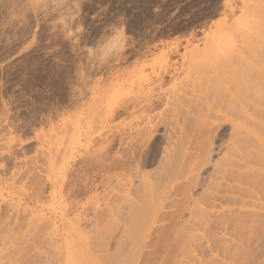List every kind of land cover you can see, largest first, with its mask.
I'll use <instances>...</instances> for the list:
<instances>
[{
    "label": "rangeland",
    "instance_id": "obj_1",
    "mask_svg": "<svg viewBox=\"0 0 264 264\" xmlns=\"http://www.w3.org/2000/svg\"><path fill=\"white\" fill-rule=\"evenodd\" d=\"M261 1L264 2V0H0V262H4L5 259L7 263V258L11 254L6 252H13L14 248L11 247H14L12 244L16 241L18 245L24 244V247L28 245L26 250L30 246V251L26 252L33 253L29 257L49 251L48 241L45 245L47 250L43 249L44 244H40L46 242L49 237L54 240H50L54 244H50L49 249L53 247L56 249L52 250V254L50 251V255L48 254V257L56 256L52 257L54 259V263L50 261L52 264H55L56 258H60L57 264H68L64 257L72 249L82 250V253L79 252L82 261L79 259L78 261L81 263L87 261L86 264H112L113 257L117 260L114 261L115 264L172 263H169L171 259L168 261L170 257L167 256L181 249L178 245L175 250L174 240H178L179 235L182 236V227L189 224L184 220L189 215V207L184 208L185 211H180L182 206L186 207L189 199L187 196L186 201L182 196H186L187 191L192 196H198L203 192L205 188L203 184L208 183L206 179L209 180L211 174L214 175L212 163L236 153L239 149L233 146V139L237 135H242L235 132L230 121L234 116L230 114L229 120L212 118V125H209V104L225 105V101L210 99L209 93L199 91L194 82L243 81L240 76L245 73L240 71L234 72L235 77L232 75L234 71L232 69L238 68L237 66L243 62L241 56L238 58L240 52L241 55L247 56L249 63L246 64L248 66L245 70L248 73L246 81H264V53L253 55V48L258 45L256 37L259 35L250 37L248 32L250 28L257 26L256 22L264 18L261 10L260 15L263 16L260 17L261 20L257 19L259 13L255 14L261 7L264 9V3ZM261 22L264 24V19ZM257 34H260L259 31ZM262 36L264 39V34ZM261 46L259 45V48ZM244 68L245 65L240 70ZM157 76H162V79L152 90L154 98L157 99L153 109L142 111L134 105H129L128 110L118 108L119 105L132 102L139 90H147L153 86L150 85V81H154ZM245 76L246 74L243 76L244 81ZM221 104L220 106L224 107ZM245 107L247 112H251L252 108L249 109L247 104ZM204 112L206 115L202 114V117L200 114ZM250 122L251 120H247L243 124L249 127ZM250 127L253 130L255 128L253 125ZM140 129L141 131L144 129L147 134ZM260 131L259 137L264 140L262 139L264 134ZM86 132H91L94 140L89 146L84 144ZM250 138L248 137L249 142L245 143L247 146L254 140ZM179 141L185 143L181 147L182 150L179 149L182 144L178 143ZM261 146L264 147L262 144ZM261 146L257 151L260 149L264 151ZM172 148L179 149L174 151L177 154L186 150L185 169L182 167L178 170L180 166L178 161L183 159L179 157L176 160ZM209 148L210 156H207V162L205 161V164L200 165L194 172L197 173L195 184H192L191 189L184 190L190 183L186 184L185 177L177 178L175 181L176 173L183 169L180 175L190 177L192 172H186L188 166L192 165L189 160L192 161L193 155L200 153L201 150L209 151ZM254 148L252 152H257ZM163 149H167L169 153ZM170 152L174 153L171 160ZM262 154L264 155V152ZM245 158L247 157L242 158V162L248 163L250 159ZM170 162L173 163L171 166ZM170 167L178 170L174 176L166 173ZM244 168L243 170L247 169ZM136 171L150 177L149 180L152 183L154 181L153 184L157 187L154 180L156 179L159 183L156 191L170 181L173 186L167 188L169 191L166 189L167 202L165 201V206L160 210L161 219L158 218L149 229L148 236L143 239L144 242L142 240L145 246L140 247L141 252L134 256L135 259H128L126 253L130 247L122 238L124 219L129 210L127 201L123 200L125 194L120 191V187L126 181L122 179L123 177L131 179L133 185H138L140 179H137ZM163 175L165 180L162 178ZM50 181H55L54 189ZM155 185L154 192L158 193L155 191ZM182 191L184 194H180ZM134 192L132 190L127 196L134 198L136 196ZM259 194L258 199L253 195L242 197L247 202L233 212L238 217L243 215L246 218L249 217L248 213L257 211L259 215L264 213V193ZM115 195L118 196V200H115L117 199ZM184 200L186 203L183 205ZM220 205L223 206L222 203ZM113 207L119 208L115 211ZM207 209L212 218L209 227L201 224L200 227L197 224L191 229V226H187L188 230H191L188 231L189 234H192L194 242H197L191 240L193 245L190 244V249L187 247L189 250L186 254L183 249L181 253L186 256L179 255L180 251L176 253L178 256L172 255V258L178 259L175 261L173 258L172 264L177 262L180 264L185 260V264L189 262L195 264L196 261V264H201L200 261L203 259L202 264L203 262L208 264L207 261H211L212 258L230 262L228 261L231 259L230 245L235 244L232 227H235L233 219L236 215L233 212L225 213L220 206L218 208L209 206ZM239 210H243V213ZM216 211L223 217L222 215L219 217ZM110 216L115 217L112 219L115 220L113 225L110 222L112 227L108 226ZM227 217L233 221L228 222L229 219L220 221ZM259 221L262 224L264 222L261 219ZM102 223L108 225L104 226ZM229 223L233 226L228 227ZM98 224L101 228L103 225L108 232L105 235L107 239L104 240V234L101 236L104 244L103 241L92 240L96 238H93L96 236L94 232L101 229L97 226L98 229L95 230ZM257 225L259 223L255 227ZM253 226L249 228L255 230ZM259 227L256 228L258 232L264 229L263 225L261 229ZM247 228L248 226H245L242 230L245 235L249 232H245ZM168 229H171L170 232ZM178 231L181 234H178ZM257 231L253 232L258 234ZM250 232L249 238L253 233L252 230ZM88 234L92 236L91 239ZM84 235L87 236L83 237ZM166 238L168 239L165 240ZM22 239L25 242H21ZM253 239L251 236L252 242L249 243L252 246ZM33 240L42 246L39 247L43 249L40 254H37L40 250L36 249L38 246L35 242L37 247H33L35 246ZM222 240L224 245L229 244L226 246L229 248L228 253L224 251L225 257ZM168 241L171 246L166 243ZM28 242L30 243L27 244ZM209 242H213L214 245ZM180 244L186 248L185 244L188 242L183 238ZM243 245H239V248L241 246L244 248ZM68 246H71L70 249ZM192 246L201 248L194 250ZM236 246L234 249L237 250ZM217 249L220 255L216 253ZM234 249L232 248L231 253ZM200 250H203V253ZM251 250L254 252V249ZM196 251L203 255H198ZM187 252L192 254L190 260ZM193 254L197 256L193 257ZM29 257L28 263L32 260ZM36 258L34 257L35 264L39 261L45 263V258L44 262H41L43 257H39L38 262ZM260 259L263 261L264 255H261L258 261H261ZM262 261L261 264L264 262ZM32 262L29 264H34ZM212 262L213 260L210 263Z\"/></svg>",
    "mask_w": 264,
    "mask_h": 264
},
{
    "label": "bare ground",
    "instance_id": "obj_2",
    "mask_svg": "<svg viewBox=\"0 0 264 264\" xmlns=\"http://www.w3.org/2000/svg\"><path fill=\"white\" fill-rule=\"evenodd\" d=\"M258 2V1H257ZM261 3H262V1H261ZM264 3V2H263ZM262 3V4H263ZM259 4V3H258ZM262 4H260V5H262ZM264 5V4H263ZM258 7H260L259 5H258ZM262 8L263 7H261V9H259V10H257V12L255 13L256 15H257V13H259L258 15H260V14H262V13H264V9L262 10ZM255 9V8H254ZM257 9V8H256ZM255 9V10H256ZM260 10H261V12H260ZM254 12V11H253ZM264 15V14H263ZM262 15H260V16H257L256 18L257 19H259V20H261V18L263 17H261ZM261 17V18H260ZM264 18H262V20H263ZM261 20V21H262ZM261 21H258V22H256L255 24H257V26L258 27H262L263 28V31L261 32V30H262V28H258L256 25L255 26H253L252 28H250L251 30H252V32H251V30H248V32L251 34H249V33H247V35L249 34V36L251 37V36H257V35H259V37L257 36L256 37V43H258V45H253L254 46V48H253V50H254V53H253V55L255 54V55H258L259 53L260 54H262V53H264V39H263V32H264V27H263V25L264 24H262V22ZM259 22H260V24H262V26H260V24H259ZM254 28V29H253ZM256 28H257V30H256ZM259 29V30H258ZM257 31V33H258V31H259V33L260 34H257V33H255V32ZM256 35H255V34ZM253 34V35H252ZM262 34V35H261ZM261 35V36H260ZM261 39L260 41H259V39ZM259 45L261 46L260 48H259ZM252 50V51H253ZM238 58L241 56V60L243 61H241L242 63H240L239 64V66H237L238 68H239V70H237L238 68H236V69H232V71H233V74L232 75H234V72H240L241 71V73H245L246 74V76L244 77L245 78V81H244V79H243V76L245 75H241L240 76V78L243 80V81H196V83L194 82V85L195 84H197L196 85V87H197V89L200 91V90H204L205 91V93L204 94H206V93H209V98L210 99H213V100H218V101H220V99H222V100H224L225 101V105H224V107H221L220 106V104H217L216 106H213V105H211V104H209V125L212 123V118L213 119H230L231 118V116H229V114L230 115H232V116H234V118H231L230 119V121L232 122V126H233V128H235V132H237L239 135L240 134H242L241 136H236L233 140H234V144H233V146H235V147H237L239 150H237L236 151V153L234 152V153H231L232 154V156H225V157H222V158H220V160H217V162H213L212 164V169L214 170V175H212L211 174V178H209V180L208 179H206L207 181H208V183L205 185V184H203L204 185V189H203V192L202 193H200V195H198V196H192L191 194H189L188 193V191H187V193H185L186 194V196L184 195V196H182L183 198L185 197L186 198V201H188V199H189V201L191 202H189L188 201V203L189 204H191L190 206H189V204L188 203H186V201L183 203L182 202V204L184 205L185 203V205H186V207H183L182 206V208L180 209V211H182V210H184V208H187V206L189 207V215L186 217V219H184L185 220V222H187L186 224H188L187 226H191L190 228L192 229L193 227L192 226H195V225H197L198 224V226H200L201 227V225H209V222H211V217H210V214H209V211H208V207L209 206H213V207H217L218 208V206H220L223 210L222 211H224L225 213L226 212H233L235 209L237 210V209H240L243 205H244V203L245 202H247V201H245V199H243L244 198V196L245 197H247L248 195L251 197L252 195L254 196V197H256L257 196V194L258 193H260V194H263L264 193V185H263V187H262V184H264V155L262 154V152H264V151H262L261 149V151L260 150H258L257 151V149L259 148V146H261V144L262 145H264V140H261V138L259 137V132L258 131H260L261 129H263L262 131H260L262 134H264L263 133V131H264V81H246L247 79H246V77H247V71H245L246 70V68L248 69V66L246 65V64H249L248 63V60L246 59V57L244 56V54H242L241 55V52H240V54L238 53ZM244 63V64H243ZM244 65H245V68H244V70H240V68L241 69H243V67H244ZM221 66H222V64H221ZM243 66V67H242ZM247 66V67H246ZM223 67H224V64H223ZM217 68H218V66H217ZM234 68V67H233ZM231 69V68H230ZM237 70V71H236ZM209 71H210V69H209ZM231 71V72H232ZM245 71V72H244ZM230 73V72H229ZM202 74V73H201ZM217 75H219V74H217ZM231 75V76H232ZM216 77V76H215ZM233 77V76H232ZM234 77H235V75H234ZM233 77V78H234ZM237 78V77H236ZM162 79V76H157L156 77V79L154 80V81H150V85H153V86H150V87H148V89L147 90H139L137 93H136V95H134V97H133V100H132V102H130V103H132V104H123V105H119V107L118 108H120V109H122V110H128V108H129V105H134V107L135 106H137L140 110H142V111H145L146 109H153L156 105H155V102H156V100L157 99H155L154 98V95H153V93H152V90L154 89V87H155V85H158L159 84V82H160V80ZM228 79H230V78H228ZM202 96H203V93H202ZM221 100V101H222ZM223 101V102H224ZM221 104V105H222ZM248 105L249 107V109H251V112H247V107H245V105ZM185 106H187V105H185ZM188 107V106H187ZM195 107V106H194ZM215 107V108H214ZM249 111V110H248ZM202 114H203V116L204 115H206L205 114V112L204 113H201L200 115L202 116ZM202 116V117H203ZM208 117V116H207ZM149 120V119H148ZM199 120V119H198ZM247 120H251V122L249 123L251 126L253 125V127H255L254 128V130H253V128H251L250 127V125H249V127H247V126H245L244 124H243V122H245V121H247ZM207 121V120H206ZM201 123V122H200ZM204 123L205 122H203V125H204ZM148 124V123H147ZM206 124H208V123H206ZM214 124V123H213ZM200 125V124H199ZM212 125V124H211ZM255 125V126H254ZM208 126V125H207ZM206 128V127H205ZM140 131H141V129H140ZM142 131H144V129H142ZM141 131V132H142ZM147 131V130H146ZM139 132V131H138ZM145 132V131H144ZM200 132V131H199ZM140 133V132H139ZM139 133H137V134H139ZM146 133V132H145ZM145 133H142V134H145ZM259 133V134H258ZM134 134V133H133ZM132 134V135H133ZM141 134V133H140ZM147 134V133H146ZM261 134V135H262ZM137 136H139V135H137ZM185 136V135H184ZM250 136H251V138H250ZM250 138V139H254L253 140V142L251 143L250 142V144L251 145H246L247 144V141L249 142V139H247V138ZM253 137V138H252ZM263 137H264V135H263ZM182 138V137H181ZM244 139V140H243ZM246 139V140H245ZM262 139H264V138H262ZM94 140H93V137H92V133L91 132H86V135H85V137H84V144L86 145V146H89V145H91V143L93 142ZM242 141H244L243 143H242ZM181 141H179L178 143H180ZM257 142V143H256ZM95 143V142H94ZM182 143V142H181ZM246 143V144H245ZM258 143H259V145H258ZM99 144H100V141H99ZM185 145V143H182L181 144V146L179 147V149H181V147H182V145ZM95 145V144H94ZM98 145V144H97ZM96 146V145H95ZM94 146V147H95ZM177 147L179 146V144H177L176 145ZM94 147H92V148H94ZM97 147V146H96ZM256 148V151L258 152H252V149L253 148ZM249 148V149H248ZM254 148V149H255ZM261 148H263V150H264V147L263 146H261ZM89 149V148H88ZM174 148H172V152H176V150L178 149V148H175L174 150H173ZM178 149V150H179ZM187 149V148H186ZM203 149H207V148H203ZM90 150V149H89ZM164 150V149H163ZM167 150V149H166ZM166 150H164V151H166ZM177 150V151H178ZM182 150V149H181ZM208 150V149H207ZM251 151V153H250V151ZM92 151V150H91ZM202 151V150H201ZM200 151V153H196L195 155H193V160L192 161H190L189 160V162H191L192 163V165H190V166H188L189 168L187 169V173H191V176L189 177V175L188 176H182V175H180L181 174V172L182 171H184L183 169H182V171L180 172V173H176V172H178V170H181V168L182 167H184V169H185V167H186V163H185V152H186V150L183 152V151H180V152H178V154L177 153H175L176 155H175V158H176V160L179 158V157H181L183 160H179L178 161V165H180V166H178L179 168H178V170L176 171V170H173V167L171 168L170 167V169L168 170V172H166V173H168L170 176H174L175 175V173H176V178H174L175 179V181H176V179L177 178H180V177H185V181H186V184L188 185V183H190L189 184V186H185L186 188H184V190H189V188L191 189V187L195 184L194 182H196L195 181V179H196V174L197 173H194L195 171H197V169H199V167H200V165L202 166L203 164H205V161L207 162V156H210V148H209V151H207L206 152V150H204V151H202L201 152ZM166 152H168V151H166ZM261 152V153H260ZM145 153H147V151L145 152ZM153 153V152H152ZM169 153V152H168ZM171 153V152H170ZM174 153H171V158H169L170 160L172 159V154H174ZM208 153H209V155H208ZM253 153V154H252ZM251 154V155H250ZM131 155V154H130ZM149 155V154H148ZM153 155V154H152ZM167 155H169V154H167ZM223 155V154H222ZM230 155V154H229ZM254 155V156H253ZM151 156V155H150ZM170 156V155H169ZM174 156V155H173ZM252 156V157H251ZM146 157H148L149 158V156H146ZM243 157H247V158H245L246 160L248 159H250V161H248V163H245V162H242V158ZM97 158V157H96ZM96 158H94V159H96ZM167 158V159H168ZM93 159V158H92ZM168 159V160H169ZM196 159H197V161H196ZM209 159V158H208ZM101 160V159H100ZM169 160V161H170ZM173 160H175L174 159V157H173ZM97 161V160H96ZM245 161V160H244ZM98 162V161H97ZM148 161L146 160V163H147ZM172 162V161H171ZM171 162H170V166L173 164H171ZM183 162V163H182ZM145 163V161H144V164H146ZM167 163H169V162H167ZM167 163H165V165L167 164ZM184 163H185V165H184ZM176 164V163H175ZM243 164H245V165H243ZM112 165V164H111ZM110 166V165H109ZM175 166V165H174ZM167 167V166H166ZM243 167H247V169L246 170H243ZM110 168V167H109ZM176 168H177V165H176ZM244 168V169H245ZM163 169H165V168H163ZM166 169H168V168H166ZM175 169V168H174ZM138 170V169H137ZM167 171V170H166ZM162 172H163V170H162ZM165 172V171H164ZM160 174H161V172H160ZM136 175H137V179L140 181L139 183H138V185H133L134 183H132V180L131 179H128L127 180V178L125 177H123L122 179L124 180H126L125 182H123L122 183V185H121V187H120V191L121 192H123V195L125 196L124 198H123V200L125 199L126 201H127V205H128V214H126V217H125V219H124V222H125V226L123 227L124 228V235H123V240L126 242V243H128L127 245L130 247V249H128V251H127V255L129 256V258L128 259H130V258H134V256H136L137 254H140L139 253V251H140V247L142 246H145V245H143V243H142V240L144 239V238H146V236H148V231H149V229L153 226V224L154 223H156L157 221H158V218L161 216H159V214L162 212V211H160L164 206H165V204H166V200H165V197H166V189L167 188H169V187H171V186H173L172 184H170V182H168V183H165V184H163V185H161V186H163L162 187V189H160L159 191H156L158 188L157 187H159V183H158V181H156V179H154L155 180V183L157 184V187H156V185L155 184H153L154 183V181H153V183L151 182V180H149V178L145 175V174H142V173H139V172H137L136 171ZM148 175V174H147ZM150 175V174H149ZM178 175H180V176H178ZM121 176H123V175H121ZM164 176V175H163ZM167 176V175H166ZM213 176V177H212ZM158 177H160V176H158ZM162 177V176H161ZM160 177V178H161ZM168 177V176H167ZM166 177V178H167ZM163 178V180H165V176L164 177H162ZM171 178V177H170ZM118 179V178H117ZM158 179V178H157ZM173 179V180H174ZM54 180V179H53ZM122 180V181H123ZM158 180H160V179H158ZM167 180V179H166ZM172 180V179H171ZM178 180V179H177ZM118 181V180H117ZM263 183H262V182ZM118 182H121V181H118ZM138 182V181H137ZM160 182V181H159ZM188 182V183H187ZM203 182H204V180H203ZM50 183H51V185L53 186V189L55 188V186H56V183H55V181H50ZM36 184V183H35ZM119 184H121V183H119ZM118 184V185H119ZM193 184V185H192ZM154 185H155V191L156 192H158V193H155L154 192ZM244 185H246V187L244 186ZM59 187H60V189H61V185H59ZM116 187V186H115ZM40 188V187H39ZM39 188H38V190H39ZM43 189V188H42ZM52 189V190H53ZM63 189V188H62ZM170 189V188H169ZM119 190V189H118ZM135 191L134 193H136L135 195V197L134 198H129L128 196H129V194L131 193V191ZM168 190V189H167ZM63 191V190H62ZM169 191V190H168ZM167 191V192H168ZM171 191H173V189L171 190ZM171 191H170V193H171ZM76 192V191H75ZM180 193V192H179ZM184 194V191H182L180 194ZM54 194V193H53ZM116 194V193H115ZM188 194V195H187ZM259 194V195H260ZM68 195H70V194H68ZM75 195V194H74ZM117 195H119V194H117ZM117 195H115V197L117 196ZM128 195V196H127ZM190 195V196H189ZM62 196V195H61ZM122 196V195H121ZM187 196H188V199H187ZM123 197V196H122ZM243 197V198H242ZM263 197H264V195H263ZM114 198V197H113ZM119 198H120V195H119ZM184 198V199H185ZM257 199H258V196L256 197ZM65 199V198H64ZM115 199V198H114ZM167 199H168V196H167ZM180 199V198H179ZM76 200V199H75ZM115 200H118V196H117V199H115ZM181 200V199H180ZM166 201V202H165ZM60 202V201H59ZM64 202H66V201H64ZM72 202V201H71ZM114 202V201H113ZM116 202V201H115ZM121 202V201H120ZM223 204V206H221L220 204L221 203ZM177 203H179V202H177ZM113 204V203H112ZM117 205H119L118 203H117ZM169 205V204H168ZM218 205V206H217ZM68 206V205H67ZM75 206V205H74ZM87 206V205H86ZM111 206H113V205H111ZM171 206H172V204H171ZM114 207H115V205H114ZM113 207V210L115 209V211H117L118 210V208L119 207H116V208H114ZM173 207H174V205H173ZM176 207V206H175ZM179 207H180V204H179ZM121 208V207H120ZM177 208V207H176ZM110 209V208H109ZM117 209V210H116ZM178 209V208H177ZM120 210V209H119ZM235 210V211H236ZM115 211H114V213H115ZM185 211V210H184ZM239 211H242V213H243V210H239ZM118 212H121V211H118ZM221 212V211H220ZM94 213V212H93ZM106 213V212H105ZM107 213H108V211H107ZM114 213H113V216H114ZM211 213V212H210ZM234 213V212H233ZM232 213V214H233ZM244 213H245V211H244ZM257 213H258V211H257ZM256 212H252L251 214L250 213H248L249 215V217L248 218H246V217H244L243 215L241 216V217H238L237 216V214L236 213H234L238 218H236V216H235V219H233L234 220V224H235V227H232L233 226V224H232V226H231V223H229L230 224V226H229V224H228V227H232V230H233V233L232 234H234L232 237H235V244L234 245H230V248L232 247L233 249L235 248V246H236V248H238L237 250L236 249H234L233 250V252H234V254H233V252L231 253V251H232V248L230 249V251H229V257H231V259L230 260H228V261H230L229 263H226V262H224L223 260L221 261V263H220V261H219V259H217V258H212V260H213V262H212V264H244L245 262H249V264H261L260 262L262 261L261 259V261H258L259 260V258L261 257V255H264V229L262 230V231H257L256 230V228L257 227H259L260 229H261V225H263L264 226V217H263V215H264V213H261L260 215L259 214H257ZM84 214V213H83ZM116 215H117V213H115ZM216 214H218V212L216 211ZM229 214V213H228ZM109 215V214H108ZM120 215H121V213H120ZM175 215H177V214H175ZM219 215V214H218ZM220 215H222L221 213H220ZM219 215V217H221ZM82 216V215H81ZM95 216V215H94ZM106 216H107V214H106ZM105 216V217H106ZM113 216H110V218L108 219L109 220V225L108 224H103L104 226H106V225H108V226H110V227H112L111 226V223L110 222H112V225H113V223L115 222V220L114 221H112V219H114L113 218ZM178 216V215H177ZM176 216V217H177ZM225 216H226V214H225ZM224 216V217H225ZM103 217V216H102ZM119 217V216H118ZM184 217V216H183ZM222 217H223V215H222ZM234 217V216H233ZM99 218V217H98ZM101 218V217H100ZM165 218V217H164ZM163 218V220H165ZM69 219V218H68ZM85 219V218H84ZM111 219V220H110ZM117 219V218H116ZM121 219H123V218H121ZM160 219H161V217H160ZM183 219H182V221H183ZM215 219V218H214ZM218 219V218H217ZM216 219V220H217ZM220 219V218H219ZM218 219V220H219ZM225 219V220H224ZM227 219H229L228 217L227 218H223V219H220V221L221 222H224V221H226ZM232 219V218H231ZM231 219H229L228 220V222H232V221H230ZM262 220V222H263V224L262 223H260L261 221H259V220ZM37 220V219H36ZM81 220V219H80ZM95 220V219H94ZM107 220V219H106ZM120 220V219H119ZM35 221V220H34ZM38 221V220H37ZM37 221H35V222H37ZM102 221H103V219H102ZM118 221V220H117ZM181 221V222H182ZM215 221V220H214ZM220 221H218V222H220ZM34 222V223H35ZM42 222H44V221H42ZM47 222V221H46ZM80 222V221H79ZM87 222V221H86ZM94 222V221H93ZM179 222V221H178ZM177 222V223H178ZM213 222V221H212ZM216 222V224H217V221H215ZM220 222V223H221ZM259 223V225H257V227H255V225L257 224V223ZM16 223V222H15ZM32 223V222H31ZM49 223V222H48ZM69 223V222H68ZM76 223V222H75ZM78 223V222H77ZM97 223V222H96ZM9 224H10V222H9ZM39 224V223H38ZM40 224H42V223H40ZM46 224V223H45ZM92 224H94V223H92ZM100 225H101V223H99ZM99 224L98 225H96V228H95V230L96 229H98V227H100L99 226ZM175 224V223H174ZM173 224V225H174ZM179 224V223H178ZM201 224V225H200ZM223 224V223H222ZM17 225H18V223H17ZM43 225V224H42ZM51 225V224H50ZM77 225V224H76ZM102 225V228L100 229V230H102V231H100L99 229L98 230H96V232H94V230L92 231V232H94V234L96 233V236L94 235L93 236V238L94 237H96V238H94V239H96V241H94V239H92L93 240V242H100V241H103V243L102 244H104V240L105 239H107V236H105V235H107L108 234V232H106V228L104 227ZM117 225V224H116ZM160 225V224H159ZM220 225V224H219ZM252 225H254L253 227H255V230L254 229H251V228H249V227H252ZM39 226V225H38ZM49 226V225H48ZM98 226V227H97ZM180 226V225H179ZM187 226H183L182 228V236L181 235H179L178 236V234L180 233L179 231H178V234L176 235V236H174L175 238L177 237L178 238V240L176 239V240H174L175 241V250L177 249V247H178V245H179V248H181V249H179V250H177V251H180L179 252V255H185L186 254V251H188L190 248V244H192L193 242H194V240H193V236H192V234H189V232L188 231H191V230H188V228H187ZM206 226V227H207ZM221 226V225H220ZM226 226V225H225ZM245 226L247 227L248 226V228L249 229H251L252 230V232L253 231H257V233L258 234H256L255 232H253L252 233V237L254 238L253 239V242H254V244H253V246H252V244L251 243H249L250 241H251V236H250V238H249V235L251 234V230H249L248 228H247V230L245 231V232H247V231H249V232H247L246 234L247 235H245V233H243L242 232V230H244L243 228H245ZM45 227V226H44ZM156 227V226H155ZM177 227V226H176ZM205 227V228H206ZM209 227V226H208ZM207 227V228H208ZM223 227V226H222ZM115 228H116V226H115ZM122 228V229H123ZM154 228V227H153ZM153 228L151 229V230H153ZM163 228H165V227H163ZM174 228V227H173ZM204 228V227H203ZM235 228V229H234ZM262 228H264V227H262ZM113 229V228H112ZM121 229V228H120ZM258 229V228H257ZM259 229V230H260ZM39 230V229H38ZM150 230V231H151ZM159 230V229H158ZM162 230H164V229H162ZM169 230V232H170V230L171 229H168ZM179 230V229H178ZM231 230V231H232ZM88 231V230H87ZM109 232L110 231H112V230H108ZM122 232H123V230H121ZM154 231H156L155 229H154ZM206 231H207V229H206ZM226 231H227V229H226ZM4 232V231H3ZM46 232H48V231H46ZM81 232V231H80ZM79 232V234H81ZM91 232V233H92ZM118 232V231H117ZM229 232H230V230H229ZM228 232V233H229ZM36 233V232H35ZM39 233V232H38ZM52 233V232H51ZM90 233V232H89ZM121 233V232H120ZM150 233H153V232H150ZM175 233H176V231H175ZM205 233V232H204ZM230 233V234H231ZM37 234V233H36ZM84 234H85V232H84ZM103 234H104V240H103V238L101 237V236H103ZM171 234H172V232H171ZM181 234V233H180ZM249 234V235H248ZM257 236H256V235ZM83 235V234H82ZM109 235H110V233H109ZM164 235V234H163ZM167 235V234H166ZM175 235V234H174ZM208 235H209V232H208ZM213 235H215V234H213ZM30 236H32V235H30ZM35 236V235H34ZM49 236H51V235H49ZM65 236V235H64ZM85 236H87V235H84L83 237H85ZM88 236H89V234H88ZM180 236H181V238H180ZM211 236V235H210ZM254 236H256V237H254ZM37 237H38V235H37ZM90 237V236H89ZM88 237V238H89ZM172 237H173V235H172ZM174 237L172 238V240L174 239ZM212 237V236H211ZM211 237H210V240H211ZM223 238H224V236H222ZM26 238V237H25ZM29 238H31V237H29ZM92 238V236L89 238V239H91ZM102 238V239H101ZM168 238H170V237H168ZM168 238H166L165 240H167ZM183 238H184V241L185 242H188V244H185V247L186 248H184V246H182L181 247V242L183 241ZM186 238V239H185ZM213 238V237H212ZM221 238V237H220ZM228 238V237H227ZM24 239V238H23ZM23 239L21 240V242H25V240L23 241ZM32 239V238H31ZM47 239V238H46ZM49 239V240H48ZM48 239L47 240H45L46 242H40V244L42 243V244H44V246L45 245H47V243L49 242V244L47 245L48 246V250L51 252V254L53 253L52 252V250H54L55 248L53 247V249H49L50 247H49V245L50 244H54L53 243V239H50L49 237H48ZM84 239V238H83ZM171 239V238H170ZM197 239V238H196ZM204 239V238H203ZM209 239V238H208ZM214 239H215V237H214ZM213 239V240H214ZM26 240H28V239H26ZM30 240V239H29ZM28 240V241H29ZM50 240H53V241H50ZM60 240V239H59ZM66 240V239H65ZM84 240H86V239H84ZM191 240H193V242L191 241ZM200 240V239H199ZM226 240V239H225ZM31 241V240H30ZM48 241V242H47ZM73 241V240H72ZM82 241V240H81ZM147 241V240H146ZM146 241H145V243H146ZM174 241H172L173 243H174ZM190 241H191V243H190ZM216 241V240H215ZM229 241V240H228ZM231 241V240H230ZM17 243H18V241H16ZM16 242H14L13 244H12V246H14V247H11V248H14V249H12L13 250V252H11V253H8V251L6 252L7 254H11L8 258H7V263H5V259H4V262H3V264L5 263V264H29V263H31L32 261V263H34L35 262V259H34V257H37L36 258V261L38 262V260L37 259H39V257H43L42 258V260H41V262H44V258H45V263H43V264H52V262L54 261V259L53 258H55L56 256H52V257H48L50 254V252L49 251H46V252H44V253H42L43 254V256H41V255H34V257H29L30 256V254L31 253H33V252H26V251H30L29 249H30V246H29V248L26 250L25 248H26V246H28V245H26L25 247H24V244H23V246L20 244V245H18ZM20 242V243H21ZM27 242V241H26ZM35 241L33 240V243H34ZM37 242V241H36ZM35 242V243H36ZM125 242H123V244L125 243ZM143 242H144V240H143ZM178 242V243H177ZM197 242V241H196ZM196 242H194V243H196ZM207 242V241H206ZM252 242V241H251ZM16 243V244H15ZM30 242H28L27 244H29ZM35 243H34V245H35ZM46 243V244H45ZM67 244H68V241L66 242ZM90 243H92V241L90 242ZM89 243V244H90ZM167 244L169 243V241L168 242H166ZM165 243V244H166ZM199 243H202V242H199ZM209 243H211V242H209ZM213 243V242H212ZM211 243V244H212ZM224 242H223V240H222V243L221 244H223ZM232 243V242H231ZM240 243V244H239ZM26 244V243H25ZM32 244V243H31ZM30 244V245H31ZM40 244H38V243H36V245L38 246V248H36L37 246L35 245V246H33L34 248H36V249H38V250H40L39 251V253H37V251L35 252V253H37V254H40L41 253V250H43V249H45V250H47L46 248H47V246H43V249H40L39 247H41L42 248V246H39ZM67 244H65V245H67ZM96 244H99V243H96ZM149 244V243H148ZM166 244V245H167ZM170 244V243H169ZM168 244V245H169ZM225 244V243H224ZM223 244V245H224ZM245 245V247L244 248H242V246L239 248V245ZM69 245V244H68ZM74 245V244H73ZM72 245V246H73ZM80 245V244H79ZM78 245V246H79ZM126 245V246H127ZM167 245V247H169ZM187 245V246H186ZM193 245V244H192ZM199 245H202V244H199ZM203 245H204V243H203ZM210 245V244H209ZM213 245H214V243H213ZM243 245V246H244ZM32 246V245H31ZM170 246H171V244H170ZM174 246V245H173ZM177 246V247H176ZM217 247H218V245H216ZM225 247H222V248H225L224 250L222 249V251H223V255H224V257H225V252L226 253H228L227 252V249H229V248H227L226 246H229V244L227 245H224ZM9 247V246H8ZM70 247L71 246H68L67 248L68 249H70ZM77 247V246H76ZM166 247V246H165ZM189 249H188V248ZM193 247V246H192ZM191 247V248H192ZM205 247V246H204ZM204 247H202L203 249H204ZM215 247V246H214ZM78 248V247H77ZM194 248V247H193ZM192 248V249H193ZM196 249H198L199 248V246H196L195 247ZM195 248H194V250H195ZM201 248V247H200ZM199 248V249H200ZM220 248V253H221V247H219ZM246 248V249H245ZM32 249V248H31ZM183 249L185 250L184 252H185V254H182L181 252L183 251ZM187 249V250H186ZM198 249V250H199ZM207 249V248H206ZM214 249V248H213ZM251 249H254V252L251 250ZM9 250V249H8ZM11 250V249H10ZM44 250V251H45ZM56 250V249H55ZM78 250V249H77ZM75 250V249H72L71 251H69V253H67L66 254V256L64 257V259H66V261H67V263L68 264H86V262H79V261H82V260H80L81 259V256H80V253H82V250L80 251V250ZM86 250V249H85ZM84 250V251H85ZM166 250V249H165ZM167 250H168V248H167ZM166 250V251H167ZM226 250V251H225ZM235 250H236V252H235ZM172 251V250H171ZM176 251V253L178 254V252ZM191 251L192 250H190L189 252L191 253ZM202 251V253H203V250H200V252ZM208 251V250H207ZM214 251H215V249H214ZM225 251V252H224ZM10 252V251H9ZM48 252V253H47ZM54 252H56V251H54ZM60 251H58V253H59ZM80 252V253H79ZM141 252V251H140ZM183 252V253H184ZM189 252H187L188 254H189ZM196 252H198V251H196ZM28 253V254H27ZM45 253H47L46 255H44ZM167 253H169V252H167ZM166 253V254H167ZM173 254V252H172V255L174 256V255H177V254ZM181 253V254H180ZM202 253H199L198 252V255L200 254V256L201 255H203ZM216 253H218L219 255H220V253H219V251H218V249H217V252ZM233 255H231V254ZM49 254V255H48ZM55 254V253H54ZM222 254V253H221ZM87 255V254H86ZM97 255V254H96ZM165 255V254H164ZM168 255V254H167ZM172 255L171 254H169V256H167V257H170L169 259H167L168 261H169V263L170 262H172V263H174V261H173V258L174 257H176V256H174L173 258H172ZM190 255V257H189V260L192 258L191 256H192V254H189ZM205 255V254H204ZM227 255V254H226ZM252 255H254V257L252 256ZM39 256V257H38ZM44 256H46V257H44ZM58 256V255H57ZM83 256H84V254H83ZM178 256V255H177ZM186 256V255H185ZM195 256H197V255H195ZM194 256V254H193V257H195ZM209 256V255H208ZM214 256V255H213ZM28 257H29V259L30 258H32V260H31V262H29L28 263ZM59 257V256H58ZM204 257V256H203ZM215 257V256H214ZM217 257V256H216ZM221 257H223V256H221ZM220 257V258H221ZM223 257V258H224ZM49 258H52V259H49ZM115 257H113L112 259L115 261L116 260V258L114 259ZM201 258V257H200ZM205 258V257H204ZM49 259V260H48ZM59 259L60 258H56V262H55V264H57V263H59ZM75 259V260H74ZM78 259H79V261H78ZM82 259H83V257H82ZM131 259V260H132ZM135 259V258H134ZM176 258H174V260H175ZM203 259V258H202ZM202 259H200V260H202ZM225 259V258H224ZM227 259H229L228 257H227ZM57 260H58V262H57ZM113 260H111V261H113ZM126 260V259H125ZM176 260H178V259H176ZM175 260V261H176ZM184 260V259H183ZM204 260V259H203ZM202 260V261H203ZM208 260V259H207ZM211 260V259H210ZM211 260V261H212ZM215 260V261H214ZM218 260V261H217ZM30 261V260H29ZM50 261H52L51 263H50ZM85 261V260H84ZM112 262V264L114 263L115 264V262H117V260L115 261V262ZM127 261V260H126ZM129 261V260H128ZM133 261H135V260H133ZM167 261V262H168ZM186 261V260H185ZM185 261L183 262L182 261V263H184L185 264ZM194 261V260H193ZM202 261H200V263L202 264ZM211 261H207V262H211ZM263 261H264V259H263ZM262 261V262H263ZM2 262H0V263H2ZM36 262V263H37ZM90 262V261H89ZM161 262V261H160ZM165 262V261H164ZM195 262V261H194ZM39 263H40V261H39ZM39 263H37V264H39ZM54 263V262H53ZM126 263V262H125ZM163 262H161V264H162ZM172 263H170V264H172ZM179 263H180V261H179ZM182 263H180V264H182ZM190 263V262H189ZM188 263V264H189ZM197 263V261L195 262V264ZM204 264H207L206 262H203ZM208 263V264H209ZM264 263V262H263ZM262 263V264H263ZM35 264V263H34ZM40 264H42V263H40ZM90 264V263H89ZM95 264H97V263H95ZM98 264H100V263H98ZM104 264V263H103ZM118 264H120V263H118ZM127 264V263H126ZM176 264V263H175ZM177 264H178V262H177ZM187 264V263H186ZM211 264V263H210Z\"/></svg>",
    "mask_w": 264,
    "mask_h": 264
}]
</instances>
